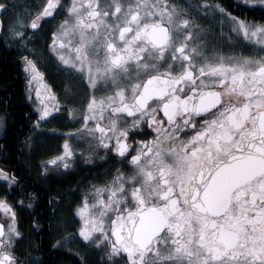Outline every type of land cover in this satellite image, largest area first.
Returning <instances> with one entry per match:
<instances>
[{
	"label": "snow or ice",
	"instance_id": "snow-or-ice-1",
	"mask_svg": "<svg viewBox=\"0 0 264 264\" xmlns=\"http://www.w3.org/2000/svg\"><path fill=\"white\" fill-rule=\"evenodd\" d=\"M0 46L28 107L0 264H264V0H0ZM33 168L99 171L37 212Z\"/></svg>",
	"mask_w": 264,
	"mask_h": 264
},
{
	"label": "trees",
	"instance_id": "trees-1",
	"mask_svg": "<svg viewBox=\"0 0 264 264\" xmlns=\"http://www.w3.org/2000/svg\"><path fill=\"white\" fill-rule=\"evenodd\" d=\"M4 47L0 46V51H3ZM3 68V69H2ZM9 73V76L7 74ZM9 77V79H8ZM22 70L18 66V61L15 58L14 52L6 53L4 52L0 54V83L5 82H11L13 86H15L16 91V100L13 101V103L6 104L3 106H0V110L6 109L7 110V120L10 125L8 131L10 133L9 138L7 140L2 139V144L9 145V147L13 146L17 139H23L22 133L26 130L25 125V117L24 113L28 111L27 102L22 97ZM2 155L6 156L5 162L8 165H14L17 167V164L19 161L22 162V165H24L25 157L21 156L19 151H8L6 150L5 153H2ZM33 163H35V159L33 160ZM99 170L96 168H85L83 171L78 170V175H75L73 177L66 179V178H57V180H51L46 183V181H40L39 178L36 176V170L33 168L31 170L32 180L34 182V186L37 188L42 187L46 188V186L52 185H58L61 188H71L75 185L76 180H78L80 177H89L92 174L97 173ZM47 184V185H46Z\"/></svg>",
	"mask_w": 264,
	"mask_h": 264
},
{
	"label": "flooded vegetation",
	"instance_id": "flooded-vegetation-1",
	"mask_svg": "<svg viewBox=\"0 0 264 264\" xmlns=\"http://www.w3.org/2000/svg\"><path fill=\"white\" fill-rule=\"evenodd\" d=\"M220 2L225 6L228 7L230 5H233L237 2V0H220ZM256 16L259 15V12L255 13ZM4 52L6 53H10V52H14L13 50L9 49V50H5V48L3 49V51H0V54ZM15 55V53H14ZM3 69V68H2ZM9 73L7 74V76H9ZM49 74H50V83H54V85L57 87V89H59V85L61 82L62 77L59 76V74L57 73L56 69L54 67H49ZM22 86H21V91H22V97H23V89H24V79H23V73H22ZM9 79V77H8ZM24 98V97H23ZM16 100V91H15V86H13L11 84V82H5V83H0V101H3V103H0V106L6 105V104H10L13 103V101ZM25 100V99H24ZM26 101V100H25ZM1 109V108H0ZM3 114V113H0ZM61 123H67L66 121L61 122ZM0 145L2 144V138H0ZM0 165H8L5 162V158L2 155V153H0ZM22 162L19 161V163L17 164V168L19 169L20 167H22ZM63 177H60V179H62ZM40 180V179H39ZM57 180V179H56ZM70 180V178H69ZM41 181V180H40ZM48 181H46L47 183ZM47 185V184H46ZM65 190H67V188H63ZM47 190V188H43L41 189V192L38 193V195L41 196V201H40V205L37 206L36 211L37 212H41L43 210L44 205H46V201L43 199V193ZM25 228H27V220L25 218Z\"/></svg>",
	"mask_w": 264,
	"mask_h": 264
},
{
	"label": "rangeland",
	"instance_id": "rangeland-1",
	"mask_svg": "<svg viewBox=\"0 0 264 264\" xmlns=\"http://www.w3.org/2000/svg\"><path fill=\"white\" fill-rule=\"evenodd\" d=\"M57 143H58V141H56L55 139H53V140L51 141V144H52L53 147H55ZM38 160H39V157H36V158H35V163L38 162Z\"/></svg>",
	"mask_w": 264,
	"mask_h": 264
}]
</instances>
